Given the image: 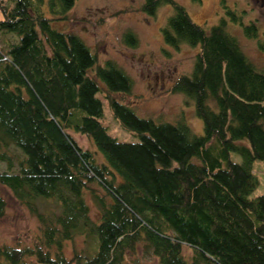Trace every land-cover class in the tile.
<instances>
[{
	"label": "trees",
	"instance_id": "obj_1",
	"mask_svg": "<svg viewBox=\"0 0 264 264\" xmlns=\"http://www.w3.org/2000/svg\"><path fill=\"white\" fill-rule=\"evenodd\" d=\"M74 1L0 0V184L39 222L32 245H0V264H130L125 257L138 250L154 264H264V191L250 196L252 162L264 159V66L243 52L225 17L205 28L176 0H143L147 14L171 7L160 27L165 44L197 47L190 72L170 90L191 99L202 133L183 118L138 116L111 94L130 90L123 68L53 25ZM225 14L258 35L244 11ZM123 39L136 42L131 31ZM257 46L264 50V32ZM101 97L137 140L107 132ZM70 131L92 141L103 160ZM39 199L57 210L39 211ZM4 208L0 193V217ZM76 235L88 247L67 257L63 245Z\"/></svg>",
	"mask_w": 264,
	"mask_h": 264
},
{
	"label": "rangeland",
	"instance_id": "obj_2",
	"mask_svg": "<svg viewBox=\"0 0 264 264\" xmlns=\"http://www.w3.org/2000/svg\"><path fill=\"white\" fill-rule=\"evenodd\" d=\"M176 1L184 6L195 23L205 28L216 23L219 17H225L227 30L236 37L243 52L257 67L264 66V50L257 46V39L264 32V0ZM142 2L143 0H75L65 18L53 20V25L76 33L96 53L100 62L112 59L123 68L132 80L130 90L111 94L131 106L138 116L169 122L183 118L193 133L200 134L202 121L194 113L191 99L181 92L170 90L178 75L190 72L197 47L181 44L174 48L165 44L160 27L171 13V7L161 4L154 14H147L141 10ZM225 7L236 13L244 11L243 23L254 21L258 27V35L250 37L244 34L240 24L225 14ZM44 13L49 15L46 8ZM126 31L134 34L135 44L125 43L123 35ZM6 36L12 39L10 35ZM101 101V120L107 132L118 140H137L135 133L121 126L112 116L106 100L101 97ZM70 134L83 148L94 150L97 161L103 160L102 154L86 136L72 131ZM230 155L233 160H240L237 153L232 152ZM4 167V163L0 162V171ZM252 172L257 184L250 196H255L264 191V159H255L252 162ZM93 186L100 192L97 185ZM0 193L5 201L4 213L0 217V245H32L39 234V222L35 214L1 184ZM86 198L90 204L91 217L97 219L95 206L87 195ZM37 208L39 211L57 210L52 200L43 199L37 200ZM87 247V240L76 235L64 243L63 252L71 257L74 251L84 252ZM182 254L188 259L191 250L183 246ZM125 260L130 264L155 263L150 254L141 250L127 255Z\"/></svg>",
	"mask_w": 264,
	"mask_h": 264
}]
</instances>
